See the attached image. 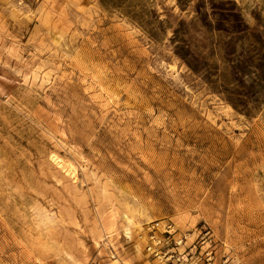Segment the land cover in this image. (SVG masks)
<instances>
[{
	"label": "rangeland",
	"instance_id": "374dc122",
	"mask_svg": "<svg viewBox=\"0 0 264 264\" xmlns=\"http://www.w3.org/2000/svg\"><path fill=\"white\" fill-rule=\"evenodd\" d=\"M0 264H264V0H0Z\"/></svg>",
	"mask_w": 264,
	"mask_h": 264
},
{
	"label": "built area",
	"instance_id": "2783aa9c",
	"mask_svg": "<svg viewBox=\"0 0 264 264\" xmlns=\"http://www.w3.org/2000/svg\"><path fill=\"white\" fill-rule=\"evenodd\" d=\"M163 230H164V232L170 234V233L172 232L173 229H172L171 225L167 224V225L164 227ZM149 237H150V240H151L152 243H159V242H160V241H159V238H158L155 234H153L152 231H151Z\"/></svg>",
	"mask_w": 264,
	"mask_h": 264
},
{
	"label": "trees",
	"instance_id": "16d2710c",
	"mask_svg": "<svg viewBox=\"0 0 264 264\" xmlns=\"http://www.w3.org/2000/svg\"><path fill=\"white\" fill-rule=\"evenodd\" d=\"M178 2H180V0H178Z\"/></svg>",
	"mask_w": 264,
	"mask_h": 264
}]
</instances>
